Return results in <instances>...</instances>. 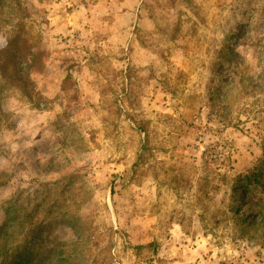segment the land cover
<instances>
[{"label":"rangeland","instance_id":"obj_1","mask_svg":"<svg viewBox=\"0 0 264 264\" xmlns=\"http://www.w3.org/2000/svg\"><path fill=\"white\" fill-rule=\"evenodd\" d=\"M13 41L0 228L44 200L72 264H264V0H0Z\"/></svg>","mask_w":264,"mask_h":264},{"label":"trees","instance_id":"obj_2","mask_svg":"<svg viewBox=\"0 0 264 264\" xmlns=\"http://www.w3.org/2000/svg\"><path fill=\"white\" fill-rule=\"evenodd\" d=\"M14 43V41L9 42L7 48L0 51V75L7 83L16 86L22 92H29L31 82L28 78V71L36 62L37 56L30 52L29 48L15 46ZM2 55L4 59L1 58ZM22 64L25 65L24 68L21 67ZM263 180L264 171L257 174L252 173L239 179L241 183L234 187L235 196L238 197L242 190L247 191L243 189L244 186L258 185ZM43 203H45L44 200L36 207L34 215H27L21 209L19 210L18 204H16V208L12 209V213L8 214V223L0 228V264L73 263L74 258L65 252L63 247L57 246L55 240L48 241L49 238H42L38 233V230H42L43 226L39 219L34 221V218ZM17 235L18 237H16ZM48 242L51 247L45 245Z\"/></svg>","mask_w":264,"mask_h":264}]
</instances>
